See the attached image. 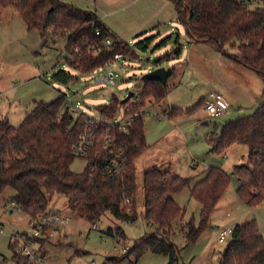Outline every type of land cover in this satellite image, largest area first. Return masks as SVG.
I'll list each match as a JSON object with an SVG mask.
<instances>
[{"label": "trees", "instance_id": "16d2710c", "mask_svg": "<svg viewBox=\"0 0 264 264\" xmlns=\"http://www.w3.org/2000/svg\"><path fill=\"white\" fill-rule=\"evenodd\" d=\"M169 1L174 4L177 24L184 29L188 43L208 45L258 74L264 85V1L262 6L250 0ZM4 9L14 10L22 19L26 31H36L42 40L48 35L52 39H61L68 56L65 61L81 75L103 69L116 54L134 60L135 52L146 53L152 47L153 38L144 39L134 45L133 51L112 35L95 12L81 10L62 0H0V16ZM107 38L111 40V45L103 48L102 43ZM169 40L170 37L164 39L157 47L166 46ZM173 45L170 52L155 60L156 64L179 59L182 45L178 36ZM94 47H98L96 52ZM229 50L235 52L230 54ZM172 74L173 71L169 72L166 85L159 81L141 80L135 91L136 106L144 107L149 101L163 104L176 86L169 81ZM51 79L59 85H67L73 80L62 69L54 71ZM120 102L112 96L108 105L96 107L98 115L114 118L121 107ZM66 103L65 95L51 103H36L16 128L7 119L0 118V195L6 189L13 190L15 196L10 203L28 218L44 214L52 209L54 199L62 198L67 202L66 209L70 214L92 225L105 214L125 224L136 222L139 215L135 200V162L148 149L144 117L136 120L129 133L122 138L129 147L125 173L116 179L101 182L97 178L90 179L86 169L79 174L71 171L75 161L71 151L78 142L82 118L77 120L76 125H71L73 120ZM204 103L201 99L185 112L166 108L165 113L168 119L192 115L204 107ZM205 142L210 154L215 156L224 155L234 145L245 146L248 156L245 162L233 167L231 174L219 167L208 169L196 185L189 178L183 179L160 168L144 172V212L141 215L155 232L136 241L121 258L134 257L137 260L150 252L166 257L168 264L178 263L180 249L173 242V224L184 217V211L173 196L187 189L189 197L199 205L200 215L198 222L191 218L181 228L186 247L210 230L212 212L233 177L238 182L235 194L242 204L248 209H255L264 203V103L252 115L226 123L208 135ZM127 200L129 202L125 204ZM107 236L126 248L123 246L126 237L122 230L109 231ZM225 244L220 264H264V239L256 221L234 226L233 234ZM8 248L13 264H28L16 254L13 246L9 244ZM117 260L112 257L106 262L117 264Z\"/></svg>", "mask_w": 264, "mask_h": 264}, {"label": "rangeland", "instance_id": "374dc122", "mask_svg": "<svg viewBox=\"0 0 264 264\" xmlns=\"http://www.w3.org/2000/svg\"><path fill=\"white\" fill-rule=\"evenodd\" d=\"M62 1L75 5L81 10L95 12L112 35L126 43L133 51H135L134 45L144 39L153 38L152 47L146 53L135 52L136 58L134 60L124 57L122 60L116 61L113 64V72L116 77L114 82L97 84L95 81L105 74L103 69L94 71L89 75L75 73L65 61L68 56L63 53L62 46H64V43L61 39L56 38L57 44L50 35L42 40L36 31H26L22 19L14 10H2L0 16V91L3 94H1L0 113L7 116L11 126L18 127L21 120L27 113L32 111L36 103H51L61 95L72 99L73 105L88 117L96 118L98 117L96 107L108 105L112 96L123 101L130 92L135 93L142 80L141 76L151 72L154 68L170 69V71H173L170 81L173 82L175 79L182 82V87L178 90H171L163 101L167 107L177 106L180 111L185 112L200 102L201 99L197 97L210 92L207 87L199 85V81L195 79V76L200 77L199 72H196L195 76L188 75V71L186 72L187 62L191 65V62L187 60V53L191 49L190 44H183L186 50L180 61L171 60L168 63H155L157 58L167 54L174 48L173 42L178 36L177 30L182 36L179 42H186V40H183L186 37L184 29L172 25L176 23L173 2L169 0ZM256 1L259 0H250L252 3ZM263 1L260 0L258 6H262ZM252 7L256 6L252 5ZM146 32H148L147 35ZM137 34L142 35L136 40L134 38ZM168 37H170V40L166 46L158 48L157 46H161V42ZM229 52L232 54L235 50H229ZM191 61L194 63L193 60ZM61 69L68 72L73 78L67 85L56 84L51 79L52 73ZM208 96L206 97L208 98ZM164 105L161 104L166 110ZM230 112L231 114H229ZM246 115L238 118L246 117ZM236 116L237 114L229 109L222 117L216 119L207 117L209 119H205L210 122V126L206 127L200 124V119L205 117L203 107L192 115L159 119V122L158 119L146 115L144 117V136L147 145L149 143L151 148L149 154L145 156L155 158L160 152L161 158L159 157L158 160L163 161L162 159H164L167 161L168 158L169 162L173 161L175 171L183 179H187V176L191 177L193 174L192 165L188 162L192 156L200 160L203 159L207 166L219 167L226 173L231 174L232 166L237 164L236 162H241V156L246 160V151L243 147L234 145L228 154L207 156L206 137L204 135L213 129L214 124H226ZM178 133L185 137L186 146L183 145L184 141L181 150L178 146H174L173 154L169 159L170 148L174 144L173 136L178 137ZM84 167L85 161L78 159L74 161L71 171L79 174ZM142 176L143 170L139 167L136 175L137 194L135 199L139 218L134 223L125 224L118 221L114 216L105 214L99 222L92 225L84 219H79L70 214L66 209L67 202L65 200L60 198L57 203V198L54 199L56 205H59V210L71 219L65 226V232L69 236L63 242L61 249L54 253L55 258L51 257L50 260L54 264H59V260L63 258V262L66 260L70 264H91L92 262L95 264H108L106 261L113 257L119 259L117 264H168L166 257L157 256L150 252L143 254L137 260L134 257L121 258L127 252L124 249L133 247V244L142 239L145 234L155 232L154 228H147L148 224L141 215L144 212ZM231 182L216 207L219 213L229 210L234 212L235 206L239 205V202H237L239 198L234 192V187L237 186L238 182L234 177ZM187 193L188 191L177 197L178 205L185 209V216L179 218L173 224L175 230L173 242L180 249L177 264H210L211 261L205 259V252H203L205 240H202L204 233L209 230L205 231L195 243L188 245V247L184 244L181 229L183 226L182 219L184 218L188 222L193 218L198 222L200 215L199 205L189 198ZM11 196H15V192L11 189H6L0 196V264H13L12 254L8 249L9 237L14 235L11 233L19 234L28 229L25 226L27 218L23 213H18L16 215L17 222H13L11 220L14 218L13 214L15 213L5 212L4 201H7ZM10 208L12 207L10 206ZM255 214L258 227L264 232V208H258ZM184 223L186 222L184 221ZM93 227L96 228L93 229ZM64 229H56L53 236L40 242L43 256L44 246L55 241L58 232ZM116 229L124 232L126 243L123 246H126V248L117 244L114 238L107 236L109 231L115 232ZM225 246L226 244L216 246L213 264H220L221 259L219 257ZM77 251L81 252L80 255L75 253Z\"/></svg>", "mask_w": 264, "mask_h": 264}, {"label": "crops", "instance_id": "0c3cea01", "mask_svg": "<svg viewBox=\"0 0 264 264\" xmlns=\"http://www.w3.org/2000/svg\"><path fill=\"white\" fill-rule=\"evenodd\" d=\"M172 25L179 26L177 24V21H176V23H174ZM177 31H178V37H179L178 39L182 38V36L179 33V30H177ZM147 34H148V32H146V35ZM137 35H140V34H137ZM137 35H136V37H137ZM183 40L184 41L186 40V42L182 41L180 43L182 45V53H181V56L179 57L178 61H180V59L183 57L185 50H186V48L183 44L184 43L190 44L189 46L191 47V49H190L189 53H187V60L191 62V65L189 62L186 61L187 62L186 72L188 71V75L189 74L194 75V74H197L196 72H199L200 77L197 78L194 75L195 79H197V81H199V85H201L205 88L207 87L208 90L210 91L208 93H204L203 95H200V97H197L198 99H203L204 101H206V99H207L206 96H208L210 94L216 93V94L222 95L223 98L225 99V101L227 102V104L229 105V109H231L232 112H235L237 114V116L235 118L231 119V121H235V119H238V117H240L242 115L247 114L246 115V117H247L248 114H253L254 111L264 103V95H263L264 85H263L262 78H260L258 76V74H255L253 71H251L250 69H248L246 67L244 68V67L240 66L239 64L235 63L232 59H229L226 55H224L222 53H218L215 50H212L208 45H206L202 42L191 44V43H188L186 37H184ZM191 60H193L194 63ZM166 71H167V73L171 72L170 69H168V70L166 69ZM170 82H172V81H170ZM173 83L176 86L172 90H178L182 87V82L180 80L178 81V80L174 79ZM1 94H3V93L0 91V96H1ZM163 105H164V103H163ZM164 107H166L167 109H169V108L178 109L177 106L167 107L166 105H164ZM229 114H231V112ZM207 117L208 116L205 114V117L200 119V124L203 126L209 127L210 122L205 119ZM0 118H5L8 120L7 116L2 114V113H0ZM207 119H209V118H207ZM231 121H229V122H231ZM158 122H159V120H158ZM223 125H225V124H223ZM223 125H219L218 123L214 124L213 129H211L210 132H207L204 136L207 137L208 135L215 133L216 130H219ZM173 137H174V142H173L174 144L170 148L169 159L171 158V156L173 154L172 152L174 150V146H178L179 149L181 150L183 141H184L183 145L186 146V141H185L186 139L181 133H178V137H175V136H173ZM238 146H241V148L243 147V149L246 151V158H247V156H248L247 148L245 146H242V145H238ZM150 148L151 147L148 143V149L135 162L136 171H138V169L140 167V169H142L143 173H144V172L151 170L152 168L156 167V168H160L164 171L174 172L178 176H180L175 171V168L173 166V163H174L173 161L169 162L170 160L168 161V158H167V161H165L164 159H162L163 161L158 160L159 157L161 158L160 152H159V154H157L158 156H155V158L145 156V155L149 154L148 152H150ZM206 148H207L206 155L207 156H213L212 154H210L207 144H206ZM230 149H228L225 154H228ZM139 161H140V165H139ZM240 161H241L240 163L236 162L237 164H234L232 167H235L236 165L242 164L245 161L243 156H241ZM188 162L190 163V165H192L191 168L193 169V174L191 177H189V176H187V177L192 180L193 185H196L202 181V179L205 176V172H207L208 169L217 168L215 166H207V164L203 161V159L200 160L194 156L190 157ZM237 187H238V184L236 187H234V192L236 191ZM187 191H188L187 196L189 197V193H190L189 189H187L184 192H187ZM184 192L180 193L177 196H173V199L175 200L177 205H178L177 197H179ZM0 196H2V195H0ZM13 197L14 196H11V197H9V199L7 201H4V210H5V212L9 211L11 214L15 213V214H13L14 218H12L11 221L17 222L18 218L16 217V215L18 213L22 214V212L17 210L15 208L14 204L10 203V200ZM59 200H60V198H57L56 202L58 203ZM237 202H239V205L235 206L234 212H231V210H229L227 212L219 213V211L217 209H215L212 212L213 214L211 215V218H210L211 228L209 231L204 233L205 235L203 236V239H202L203 241L205 240V242H204L205 245L203 247V252H205L204 256H205L206 260L211 261L210 264H213L212 262H213V260H214L213 258L215 256V248L218 245L217 244V237L219 235V232L221 230H225V229H234V226L243 225V224L249 223V221H252V220L257 222L256 214H255L256 210L258 208H264V203L261 206H259L258 208H255V209L249 208L248 209L244 204H242V202H240V200ZM57 203L54 202L51 205V208L64 214V212L59 210V205H56ZM234 203L237 204L236 202H234ZM10 206L12 208H10ZM182 209L185 213V209L184 208H182ZM10 216H12V215H10ZM184 216H185V214H184ZM26 218H27V221L25 220V223H26L25 226H27L26 227V229H27L29 218L27 216H26ZM184 221L187 223V221L183 218L182 222H181L182 225L186 224V223H184ZM9 223H10V221H9ZM148 227H151V226L148 224L147 228ZM151 228H153V227H151ZM65 231H66V228L64 230H60L58 232V235H57V238L55 239V241H52L49 244H46L44 246V256H45L44 257L45 258L44 264H54V262H52V260H50V259H51V257L55 258L54 253L61 249L63 242L69 236L67 234V232H65ZM263 233L264 232L260 228V234L262 235V237L264 239ZM11 234H16V233L14 232ZM145 235H147V234H145ZM8 245H9V241H8ZM75 253L80 255L81 252L77 251ZM63 259L59 260V264H70V263L66 262V260L63 262ZM219 259H220V257H219Z\"/></svg>", "mask_w": 264, "mask_h": 264}, {"label": "built area", "instance_id": "2783aa9c", "mask_svg": "<svg viewBox=\"0 0 264 264\" xmlns=\"http://www.w3.org/2000/svg\"><path fill=\"white\" fill-rule=\"evenodd\" d=\"M259 1L255 3L259 5ZM96 36H99V33H96ZM52 40L57 44L55 38ZM110 45L111 40L109 38L102 43L103 48H108ZM96 50H98V47L93 48V51L96 52ZM63 53L67 55L65 48H63ZM76 55L77 53L74 56ZM123 58V55H114L113 59L109 60L103 67L104 76L97 79L95 83H113L116 78L113 72V64ZM1 102L0 96V104ZM136 103V96H134L119 107V112L114 118L107 119L100 115L96 118H90L77 109L73 105L72 99L67 97L66 106L73 120L71 125H76L77 120L82 118L78 142L72 148L71 153L75 160L85 161L84 169L87 170L90 179L97 178L99 181L104 182L121 177L125 173L129 147L123 142L122 138L129 133L136 120L140 117H146V115L158 120L168 118V114L165 113L161 104L148 102V105L141 107L140 105L136 106ZM203 106L204 113L210 119L222 117L229 110V105L223 96L216 93L210 94ZM128 202L127 200L125 204ZM70 219L67 214L54 209H49L44 214H36L34 217L29 218L27 231L11 235L9 244L14 247L16 254L25 259L28 264H44L40 242L53 236L56 229H64ZM233 230H221L217 237V243L225 244L232 236ZM117 244L121 246V243ZM128 249L126 248L125 251H128ZM91 264L95 263L92 262Z\"/></svg>", "mask_w": 264, "mask_h": 264}, {"label": "water", "instance_id": "95a60500", "mask_svg": "<svg viewBox=\"0 0 264 264\" xmlns=\"http://www.w3.org/2000/svg\"><path fill=\"white\" fill-rule=\"evenodd\" d=\"M168 74L169 73H167L165 68L160 67V68H154L151 72L145 73L141 77H142V81H148V82L159 81L163 85H166L167 80L169 78ZM134 96H135V93L130 92L123 99V101L120 102V106H123L125 103H127Z\"/></svg>", "mask_w": 264, "mask_h": 264}]
</instances>
